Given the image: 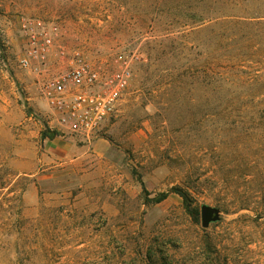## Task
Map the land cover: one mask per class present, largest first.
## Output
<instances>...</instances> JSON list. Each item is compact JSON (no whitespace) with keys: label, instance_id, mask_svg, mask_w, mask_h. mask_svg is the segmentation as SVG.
Masks as SVG:
<instances>
[{"label":"rangeland","instance_id":"374dc122","mask_svg":"<svg viewBox=\"0 0 264 264\" xmlns=\"http://www.w3.org/2000/svg\"><path fill=\"white\" fill-rule=\"evenodd\" d=\"M26 17L92 64L133 57L90 137L44 136ZM174 187L198 214L153 202ZM0 264H264V0H0Z\"/></svg>","mask_w":264,"mask_h":264},{"label":"built area","instance_id":"2783aa9c","mask_svg":"<svg viewBox=\"0 0 264 264\" xmlns=\"http://www.w3.org/2000/svg\"><path fill=\"white\" fill-rule=\"evenodd\" d=\"M21 29L26 41L20 64L37 79L50 130L84 137L98 132L131 85L133 57L120 53L103 68L80 50L57 46L58 27L50 21L26 17Z\"/></svg>","mask_w":264,"mask_h":264},{"label":"trees","instance_id":"16d2710c","mask_svg":"<svg viewBox=\"0 0 264 264\" xmlns=\"http://www.w3.org/2000/svg\"><path fill=\"white\" fill-rule=\"evenodd\" d=\"M55 134H57V131H47L44 136L46 138L53 139V135ZM171 192H175L182 197L184 207L188 213H190L192 216L198 214V209L196 207H193L192 205L193 202L191 195L180 187H174L171 189V191L160 193L157 197L153 198L152 200L154 203H161L162 201L168 198Z\"/></svg>","mask_w":264,"mask_h":264},{"label":"water","instance_id":"95a60500","mask_svg":"<svg viewBox=\"0 0 264 264\" xmlns=\"http://www.w3.org/2000/svg\"><path fill=\"white\" fill-rule=\"evenodd\" d=\"M203 226H209L210 222L218 219L217 210L210 206H203L201 209Z\"/></svg>","mask_w":264,"mask_h":264},{"label":"crops","instance_id":"0c3cea01","mask_svg":"<svg viewBox=\"0 0 264 264\" xmlns=\"http://www.w3.org/2000/svg\"><path fill=\"white\" fill-rule=\"evenodd\" d=\"M53 141V140H52Z\"/></svg>","mask_w":264,"mask_h":264}]
</instances>
